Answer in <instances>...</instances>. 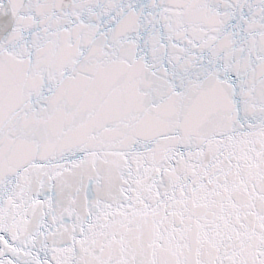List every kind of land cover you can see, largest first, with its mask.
Listing matches in <instances>:
<instances>
[{
  "label": "snow or ice",
  "instance_id": "1",
  "mask_svg": "<svg viewBox=\"0 0 264 264\" xmlns=\"http://www.w3.org/2000/svg\"><path fill=\"white\" fill-rule=\"evenodd\" d=\"M0 264H264V0H0Z\"/></svg>",
  "mask_w": 264,
  "mask_h": 264
}]
</instances>
